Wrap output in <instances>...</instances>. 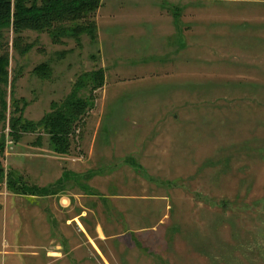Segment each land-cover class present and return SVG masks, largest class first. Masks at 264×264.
Listing matches in <instances>:
<instances>
[{"label": "rangeland", "instance_id": "1", "mask_svg": "<svg viewBox=\"0 0 264 264\" xmlns=\"http://www.w3.org/2000/svg\"><path fill=\"white\" fill-rule=\"evenodd\" d=\"M92 20L94 41L1 31L4 172L39 188L103 174L91 197L0 182V264H264V0H101ZM100 69L67 155L42 131L11 141L13 101L37 123Z\"/></svg>", "mask_w": 264, "mask_h": 264}, {"label": "trees", "instance_id": "2", "mask_svg": "<svg viewBox=\"0 0 264 264\" xmlns=\"http://www.w3.org/2000/svg\"><path fill=\"white\" fill-rule=\"evenodd\" d=\"M100 7L101 0H0V40L2 29L11 27L16 36L15 42L20 40L19 37L24 32L47 33L53 43H59L63 39L78 41L81 36H87L94 41L97 28L92 17ZM173 16L178 28L177 11L174 10ZM27 51H29L27 47L22 50L23 53ZM6 63V58L0 57V85L6 84ZM104 81L105 74L101 69L82 73L76 79L71 92L62 101L52 103L49 113L37 123L24 120L22 116L24 107L20 109L18 102L13 101V116L9 119L11 141L16 144L23 135L42 131L48 136L49 148L53 154L67 155L77 129L93 110L96 92L103 87ZM3 95L0 88V119H4L1 113L6 108ZM23 105L25 106L24 103ZM4 148L5 140L2 138L0 139V182L4 180L7 191L13 194L50 197L63 192L69 183L86 192L88 189L84 182H88L95 175L103 174L100 169L95 173L88 172L82 175L64 171L54 184L46 188L30 186L14 171L4 172L1 163ZM123 163L136 173L143 171L132 157H126ZM258 205H264V198L258 201ZM223 207L228 208L229 205Z\"/></svg>", "mask_w": 264, "mask_h": 264}, {"label": "crops", "instance_id": "3", "mask_svg": "<svg viewBox=\"0 0 264 264\" xmlns=\"http://www.w3.org/2000/svg\"><path fill=\"white\" fill-rule=\"evenodd\" d=\"M98 170V169H97ZM96 170V171H97ZM68 172H71V171H68ZM88 172H94L95 173V170H88V171H86V172H84V173H81V174H78V175H82V174H87ZM72 173H74V172H72ZM75 174H77V173H75ZM96 176V175H95ZM94 176V177H95ZM97 176H99V175H97ZM86 188L88 189V191H86V192H84L83 190H81V192H83V193H85V195L87 196V195H89V197H91V196H93V195H95L94 194V189L92 188V186L91 185H89V184H87V186H86ZM78 189V188H77ZM80 190V189H79ZM80 192V193H81ZM93 194V195H92ZM83 195V194H82ZM66 202H67V204L69 203L70 204V199H63L62 200V204H66Z\"/></svg>", "mask_w": 264, "mask_h": 264}]
</instances>
